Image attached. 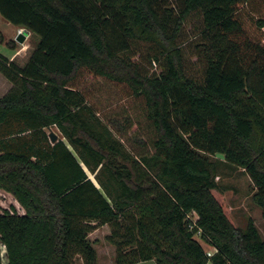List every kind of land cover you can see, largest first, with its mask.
<instances>
[{"label":"trees","instance_id":"obj_1","mask_svg":"<svg viewBox=\"0 0 264 264\" xmlns=\"http://www.w3.org/2000/svg\"><path fill=\"white\" fill-rule=\"evenodd\" d=\"M0 13L39 37L23 66L0 53L11 83L0 96V188L24 209L0 212V264L77 254L99 264L89 233L104 224L115 264H264V237L252 218H232L212 158L249 174L264 216V0H0ZM195 13L202 80L187 73L180 40ZM135 41L149 44L152 72L131 54ZM89 76L122 84L144 108L149 149L128 145L130 118L100 117Z\"/></svg>","mask_w":264,"mask_h":264},{"label":"rangeland","instance_id":"obj_2","mask_svg":"<svg viewBox=\"0 0 264 264\" xmlns=\"http://www.w3.org/2000/svg\"><path fill=\"white\" fill-rule=\"evenodd\" d=\"M203 27L201 14L195 13L188 18L180 38L183 42L185 69L190 76L200 80L204 78L206 68L205 53L198 47V44L204 41L201 37ZM21 28L25 27L10 23L0 13V34L4 38L3 42L0 41V53L7 57H12L16 53L14 61L23 66L37 46L39 37L29 31L23 37V40H20L23 36L20 33ZM9 41L15 42V49L8 45ZM130 52L136 60L142 63L145 71H153L155 64L148 59V55L151 53L149 44L137 41L131 42ZM10 87V81L0 73V96L7 93ZM85 89L90 100L89 103L104 121L117 119L124 123L127 118H130L131 122L127 125L129 131H126L127 135L124 137L125 140L129 138L127 143L130 147L140 149L143 146L144 149L150 148L152 126L147 119L146 112L143 107L136 105V102L126 93L122 84L101 77L89 76L85 83ZM45 130L48 133L54 131L58 134V138L63 137L56 126ZM63 139L68 142L66 138ZM142 141L145 142L144 145L140 144ZM212 158L219 161L217 181L225 189V204L232 218L240 227H245L249 218H252L264 237V216L262 209L253 200V194L257 188L251 177L244 169L231 168L224 164V161H220L224 158L223 155H215ZM89 175L93 177L90 171ZM12 207H16L20 213L24 212L18 200L11 193L0 188V212ZM111 230L112 228L109 225L108 227L99 226L89 233V238L97 249L99 264H115L116 248L106 238ZM196 236L201 239L199 234ZM205 248L211 253L214 251V248H210L207 244ZM3 260L4 262L7 261L6 255L3 256ZM72 262L73 264H84L82 256L78 254L73 257ZM155 263V261H150L147 264Z\"/></svg>","mask_w":264,"mask_h":264},{"label":"water","instance_id":"obj_3","mask_svg":"<svg viewBox=\"0 0 264 264\" xmlns=\"http://www.w3.org/2000/svg\"><path fill=\"white\" fill-rule=\"evenodd\" d=\"M27 33H29L28 29H25L24 33H21L23 36L21 37L20 40H23V37L27 35ZM50 138L52 142H56L58 140V134H56L54 131L50 132Z\"/></svg>","mask_w":264,"mask_h":264},{"label":"crops","instance_id":"obj_4","mask_svg":"<svg viewBox=\"0 0 264 264\" xmlns=\"http://www.w3.org/2000/svg\"><path fill=\"white\" fill-rule=\"evenodd\" d=\"M15 56H16V53L14 54V56H12L11 58H15ZM101 226H107L108 227V224H104V225H101ZM110 226V225H109ZM206 244H204V246H205ZM209 246V245H208ZM212 246H210V248H211ZM215 250V249H214ZM150 261H155L154 259L153 260H147V261H140V262H138V263H136V264H147V263H149ZM98 262H99V259H98ZM156 262V261H155ZM156 264V263H155Z\"/></svg>","mask_w":264,"mask_h":264},{"label":"built area","instance_id":"obj_5","mask_svg":"<svg viewBox=\"0 0 264 264\" xmlns=\"http://www.w3.org/2000/svg\"><path fill=\"white\" fill-rule=\"evenodd\" d=\"M25 32V28H21L20 29V33H24ZM193 219L196 220L197 219V214L196 213H193ZM209 254H212L211 252H208Z\"/></svg>","mask_w":264,"mask_h":264}]
</instances>
